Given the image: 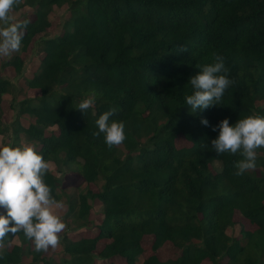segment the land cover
<instances>
[{
    "label": "trees",
    "instance_id": "obj_1",
    "mask_svg": "<svg viewBox=\"0 0 264 264\" xmlns=\"http://www.w3.org/2000/svg\"><path fill=\"white\" fill-rule=\"evenodd\" d=\"M64 6L63 32L49 36V14ZM21 10L17 20L31 22L20 52L41 38L44 56L24 77L39 94L21 95L19 88L12 95L11 126L0 107V137L23 132L54 168L82 179L71 197L52 170L44 177L57 200L65 196L68 228L91 226L93 235L64 233L54 258L36 252L23 232L9 234L5 245L18 243L0 249V264H96L116 257L125 264H264V148L257 149L256 168L236 176L240 154L217 155L211 146L218 135L212 127L221 120L232 125L264 117V0H20L12 13ZM213 53L224 57L235 84L221 105L192 112L185 103L193 92L188 81L197 65L213 62ZM3 66L21 74L24 61L14 54ZM12 88L0 77V103ZM89 97L93 107L75 109ZM112 108L126 139L109 149L103 134L93 133L99 115ZM180 135L189 147L176 146ZM94 204L98 222L90 217ZM236 209L257 228L229 234ZM146 236L151 251L170 243L180 255L138 261ZM101 240L109 242L96 252Z\"/></svg>",
    "mask_w": 264,
    "mask_h": 264
},
{
    "label": "clouds",
    "instance_id": "obj_2",
    "mask_svg": "<svg viewBox=\"0 0 264 264\" xmlns=\"http://www.w3.org/2000/svg\"><path fill=\"white\" fill-rule=\"evenodd\" d=\"M19 3L20 0H0V57H10L20 50L24 32L31 22L16 20L10 15ZM179 51L187 52L188 48L180 47ZM212 61L197 65L199 71L188 81L193 92L185 96V103L192 112L221 105L225 91L235 84L229 78L224 57L213 53ZM94 102V97H89L75 109L84 113ZM116 112V108L109 109L95 121L98 131L93 135L103 134L109 149L126 139L125 124L111 119ZM201 124L209 126V121L203 118ZM212 130H218L217 137L211 141L217 155L239 153L242 157L234 164V175L242 176L256 168L257 149L264 148V117L250 115L232 125L225 118ZM51 170L50 162L29 144L0 146V208L5 210V214H0V249L5 247L9 234L14 237L19 232L32 242L36 252H47L60 244V235L66 229L59 215L64 204L52 195L51 187L45 182L44 177Z\"/></svg>",
    "mask_w": 264,
    "mask_h": 264
},
{
    "label": "rangeland",
    "instance_id": "obj_3",
    "mask_svg": "<svg viewBox=\"0 0 264 264\" xmlns=\"http://www.w3.org/2000/svg\"><path fill=\"white\" fill-rule=\"evenodd\" d=\"M24 12H25L24 10H21V12H16L15 14L11 12L10 15H13L17 20L18 17L24 14ZM67 17H68V12L66 6L61 8L53 7L52 11L49 14L50 26L47 29L48 35L53 36L56 34H61L63 32V23L65 22ZM40 40H41L40 35L36 36L32 39L31 43L27 46L25 51L20 52L19 50L18 52L12 54V55L20 54L23 58L24 66L21 74L15 73L12 68H7L4 66L2 67V63L4 62V60L9 57H0V77L7 78L13 83L12 94L4 95L0 103L1 111L3 113V121L9 126L12 125L17 107L15 104L16 102L15 99L14 100L12 99V95L14 93H17L19 88H21L20 91H22L21 95H27L32 97L39 94V91L37 89H31L25 84L24 77L31 74V71H33L34 67L38 65L40 59L44 56V52L41 51L42 46L40 45ZM18 98H21V96H19ZM12 102L13 105L15 106L11 108ZM24 124H26L25 121ZM22 144H29L33 146L35 150L39 148L37 146V143H34L33 141H28L23 132H20L17 139H15L12 131H9L4 137H0V146L10 145L16 147V146H21ZM175 144L178 148L189 147L191 145V143L188 142L186 139H184L181 135L176 138ZM51 166H52V172L56 173V175L60 178L59 189L62 190L63 192L65 191V194H67L68 196L70 195L72 197L73 187H77L79 185L82 186L83 185L82 179L76 174L70 173V171L67 168L61 169L58 167L54 168L53 165ZM211 170L213 171V169ZM256 171L259 174L260 169H257ZM89 188L92 191L99 190L98 186L94 184H89ZM61 201L64 204V208L59 211V215L61 216L63 222L66 224V229L64 230L63 233H61L60 240L64 233L69 234L70 237H74V236L82 237L91 234L93 235L91 231V226H85L83 228H75L76 230H70L68 228L66 222L67 219L65 220L68 203L65 199V196L61 199ZM99 209L100 208L98 205L96 204L93 205V208L90 213V217L94 222H98L100 219ZM233 221H234V225L230 229H228V233L234 235L235 237H240L242 235L241 230L252 231L257 228L255 224H253L247 218L242 216L237 209L234 210L233 212ZM107 242L109 241H103V240L99 241V243L96 246V252L100 250ZM15 243H18V240L16 238L5 246L10 249ZM142 245L145 250L143 254L138 256L137 258L138 261L143 260L144 258L148 257L150 254L157 255L160 260L174 259L180 255V250L174 248V246H172L170 243H165L156 252L151 251L150 248L151 237L146 236L143 240ZM60 250H61V243L58 245L56 249H49V251L45 252V256L55 258L58 256V252ZM95 262L96 264H125L123 258L121 257L110 258L104 261L100 259H96ZM225 262L226 259L222 260L221 264H225ZM201 264H212V263L209 262L208 260H204Z\"/></svg>",
    "mask_w": 264,
    "mask_h": 264
},
{
    "label": "crops",
    "instance_id": "obj_4",
    "mask_svg": "<svg viewBox=\"0 0 264 264\" xmlns=\"http://www.w3.org/2000/svg\"><path fill=\"white\" fill-rule=\"evenodd\" d=\"M175 248V247H174ZM177 250H179L178 248H176ZM142 261V260H141Z\"/></svg>",
    "mask_w": 264,
    "mask_h": 264
}]
</instances>
